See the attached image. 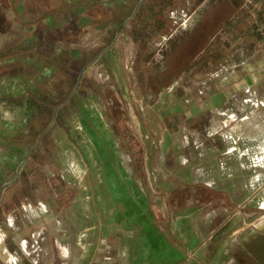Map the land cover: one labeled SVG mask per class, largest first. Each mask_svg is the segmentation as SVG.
I'll return each instance as SVG.
<instances>
[{
	"label": "crops",
	"instance_id": "0c3cea01",
	"mask_svg": "<svg viewBox=\"0 0 264 264\" xmlns=\"http://www.w3.org/2000/svg\"><path fill=\"white\" fill-rule=\"evenodd\" d=\"M26 1L16 11L12 0H0V17L6 15L13 20V31L20 32L22 29L23 13L32 15L27 21L34 24L37 9L43 13L42 17H46L45 23L48 25L51 24L47 23V18L73 14L77 8L87 9L90 21L79 24L73 20L71 26L94 31L100 25V14L96 9L101 0L69 1L61 7H57L56 1L48 0L46 4L50 10L59 11L54 14L37 5L30 6L25 12ZM102 1L110 4V16L106 21L113 27L107 31L119 33L111 48L123 36L134 48V62L141 44L135 43L128 34L130 26H127V20L122 23L117 16L122 9L132 16L139 0ZM211 2L185 0L191 14L179 9L169 13L173 28H168V37L176 36L178 28H182H174L178 22L192 26L199 11ZM166 39V36L157 37L155 45L163 49ZM250 42L239 41L234 46L237 47L235 51L241 47L240 43ZM252 44L259 47L257 55L264 64V41ZM232 50L218 65L232 58ZM158 56L162 58V54ZM18 63L23 61L11 58L6 61L4 69ZM14 75L8 71L0 76V105L5 106L7 112L10 110L12 115L15 112L24 115L19 107L26 91L25 80L16 69ZM6 76L10 78L5 79ZM13 100L20 102L17 107ZM259 105L252 104L250 107ZM22 115L25 123L26 118ZM17 125L6 126L0 115V196L16 180L21 161L26 156L25 147H4L19 133ZM52 136L51 165L46 166L47 176L52 178L51 172L56 167L55 176L75 190L77 196L57 213H53L52 198L50 201L24 200L18 205H11L10 210L6 211L5 205H0V264H264V246L259 252L248 246L253 239L261 238L264 241V213L243 210L246 201L258 187L253 174L260 168L258 162L264 161V152L259 161L257 157L255 161L253 157H248V152H236V166L231 169L233 174L227 175L212 163L210 168L204 170L203 180L178 184L163 195L156 191L145 167H136L131 174L122 169H110L106 178H101V170L96 164L99 160H105L104 155L96 153L89 143L79 145L60 128L55 129ZM244 156L250 159L247 165L241 162ZM89 173L92 185L86 186L84 178ZM246 175L253 177L247 183L243 180ZM121 177L126 184L121 183ZM140 178L146 192L138 188L142 183ZM60 200L56 202L58 205L65 202ZM228 210L231 211L230 217L227 216ZM56 215L58 217L54 221L53 216ZM223 215L225 217L221 219ZM53 221L57 224L59 235H49Z\"/></svg>",
	"mask_w": 264,
	"mask_h": 264
},
{
	"label": "rangeland",
	"instance_id": "374dc122",
	"mask_svg": "<svg viewBox=\"0 0 264 264\" xmlns=\"http://www.w3.org/2000/svg\"><path fill=\"white\" fill-rule=\"evenodd\" d=\"M12 1L16 11L25 3V0ZM54 1L57 7H61L75 0ZM109 6L110 4L106 2L98 6L96 10L100 14V25L94 31L84 33L74 48L89 50L102 45L104 38L111 33L107 29L113 27V24L106 21L110 16ZM187 10L189 6L182 11L188 14ZM39 11L37 9L38 14L35 16L37 20L43 15ZM89 13L85 8H77L73 14H59L47 18L46 21L55 30H59V34H66L73 20L79 24L89 22ZM182 23L178 22L176 27L174 26L175 29L182 27L178 28L175 35L188 28ZM19 34L17 31L8 30L3 40L9 44L13 39H17ZM240 44L241 47L237 51H235L237 47L233 48L232 58L227 63L216 65L211 73L182 75L164 91L151 95L145 91L144 85L135 73L132 57L134 48L121 36L116 45L109 50L112 57L109 64L125 103L126 115L130 121L128 128L132 131L134 146L130 147L125 135L117 132L110 117L104 98L105 83L109 75L102 63L90 67L87 78L82 82L83 96L79 100L81 114L70 113L66 118L65 128L56 127L52 133L60 128L79 145L89 143L96 153L104 155L105 160H99L96 164L101 170V178H106V173L110 169L118 171L122 169L131 174L137 164L145 167L148 169L151 183L156 186V191L163 195H167L178 184L203 180L204 170L210 168L212 163L217 164V167L227 175H231L233 174L231 169L237 162L234 153L248 152V157H253L254 161L258 158L259 161L264 152V64L257 55L259 47L254 46L252 42ZM163 49L161 48L155 55L154 63L161 60L158 55L162 54ZM7 70L15 76L13 67ZM9 78L10 76L5 77ZM14 103L17 107L20 102L13 100ZM251 103L260 105L250 107ZM4 107L0 105V109L3 110L0 112L3 124L6 126L19 124L16 128L20 129L19 133H24L27 120L23 122L22 113L15 112L16 114L12 115L11 111L7 112ZM170 115L178 116L176 129L170 127L166 121V117ZM213 132L214 134L210 135ZM7 146L18 147L15 143H7ZM52 146L53 142L50 152ZM137 149L141 152L134 155L132 151ZM136 156L140 157V160L135 161ZM49 161L50 153L49 160L43 167V174L33 173L29 176L32 199L23 197L19 201L36 199L50 201L52 198L53 213H57L64 208V204L73 201L77 193L55 176L56 167L51 172L52 178L47 176L46 166L50 164ZM249 161L250 159L244 156L241 162L247 165ZM258 165L260 168H255V173H252L254 178H257L258 187L246 201L243 210L263 214L264 161H259ZM90 178L91 173L85 176L86 186L92 185ZM251 178H253L251 175H246L243 180L247 183ZM121 179V183L126 184L124 178ZM140 182L141 186L136 180L139 190L142 188L145 191L143 181ZM60 199L65 201L62 205L56 203L61 201ZM6 205L8 207L5 211L10 210L11 204ZM227 214L230 217L231 211L228 210ZM57 217L58 215L53 216L54 221ZM54 221L49 235H59ZM249 242L250 248L257 249L258 252L263 249V239H253Z\"/></svg>",
	"mask_w": 264,
	"mask_h": 264
},
{
	"label": "trees",
	"instance_id": "16d2710c",
	"mask_svg": "<svg viewBox=\"0 0 264 264\" xmlns=\"http://www.w3.org/2000/svg\"><path fill=\"white\" fill-rule=\"evenodd\" d=\"M46 2L27 0L24 10L37 5L49 14L59 12L50 10ZM135 7L132 16L122 9L117 20L122 23L127 20L128 34L135 43L141 44L136 51L134 70L145 91L151 95L164 91L182 75L210 72L241 40L264 41V0H212L199 11L192 26L174 37H168V28H173L168 14L177 9L186 10L184 0H139ZM191 12L187 10L188 14ZM31 16L23 13L19 37L9 44L3 38L12 29L13 20L6 15L0 19V76L8 72L4 69L7 60L20 58L23 61L13 68L25 80L26 91L19 109L27 120L24 133H18L8 142L25 147L27 151L16 180L0 196L4 209L7 203L18 205L23 197L32 199L29 176L43 174V167L49 160L53 129L65 128L70 113L81 114L82 82L88 76V69L96 63H102L109 75L104 98L114 126L117 132L125 135L130 147L135 144L128 128L130 121L125 103L109 64L108 50L119 33L111 32L97 48H74L83 34L90 32L86 27L72 25L68 33L59 34V30L45 23V16L29 24L27 19ZM161 36L167 39L161 60L154 63L161 49L155 45V39ZM166 121L173 129L177 128V115L166 117ZM139 150L132 153L136 155L141 152Z\"/></svg>",
	"mask_w": 264,
	"mask_h": 264
},
{
	"label": "flooded vegetation",
	"instance_id": "af4514ba",
	"mask_svg": "<svg viewBox=\"0 0 264 264\" xmlns=\"http://www.w3.org/2000/svg\"><path fill=\"white\" fill-rule=\"evenodd\" d=\"M0 19H1V17H0Z\"/></svg>",
	"mask_w": 264,
	"mask_h": 264
}]
</instances>
